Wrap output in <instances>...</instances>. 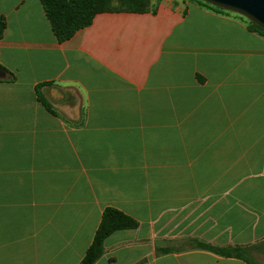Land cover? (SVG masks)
I'll return each mask as SVG.
<instances>
[{
    "label": "crops",
    "instance_id": "crops-1",
    "mask_svg": "<svg viewBox=\"0 0 264 264\" xmlns=\"http://www.w3.org/2000/svg\"><path fill=\"white\" fill-rule=\"evenodd\" d=\"M0 15V264H78L107 206L138 225L93 264H264L263 34L195 0L62 42L40 0Z\"/></svg>",
    "mask_w": 264,
    "mask_h": 264
},
{
    "label": "trees",
    "instance_id": "trees-1",
    "mask_svg": "<svg viewBox=\"0 0 264 264\" xmlns=\"http://www.w3.org/2000/svg\"><path fill=\"white\" fill-rule=\"evenodd\" d=\"M51 29L59 42L69 39L79 29L86 27L92 23L94 16L103 11H130V12H145L150 9L151 0H40ZM205 6L216 10L226 11L222 8L215 7L202 0H195ZM228 12V11H226ZM242 17V16H241ZM244 19V17H242ZM248 27L251 30L264 35V29L257 24L246 19ZM6 27V20L3 15H0V38L3 35ZM3 71V76L0 81H12L15 79L14 74L0 65ZM42 103L48 110H51L49 105L40 98ZM138 225L130 215L111 206L103 209L100 222L94 232L93 238L87 247L83 257L78 264H93L103 253V242L105 238L115 230L134 228ZM192 246L214 253L232 256L245 260L248 264H257L255 261L248 259V249L240 246L218 247L208 243L191 240Z\"/></svg>",
    "mask_w": 264,
    "mask_h": 264
},
{
    "label": "water",
    "instance_id": "water-1",
    "mask_svg": "<svg viewBox=\"0 0 264 264\" xmlns=\"http://www.w3.org/2000/svg\"><path fill=\"white\" fill-rule=\"evenodd\" d=\"M215 7L234 12L264 29V0H202ZM0 69V78L3 76Z\"/></svg>",
    "mask_w": 264,
    "mask_h": 264
},
{
    "label": "rangeland",
    "instance_id": "rangeland-1",
    "mask_svg": "<svg viewBox=\"0 0 264 264\" xmlns=\"http://www.w3.org/2000/svg\"><path fill=\"white\" fill-rule=\"evenodd\" d=\"M244 20L246 21V19H245V18H244ZM190 244L192 245V244H193V242L191 241V243H190ZM261 246H262V245H260V244H259V245L255 246V249H257V250H260V249H261ZM248 254H249V253H248ZM253 256L257 257V256H258V254L254 253V254H253ZM260 260H261V258H260Z\"/></svg>",
    "mask_w": 264,
    "mask_h": 264
}]
</instances>
